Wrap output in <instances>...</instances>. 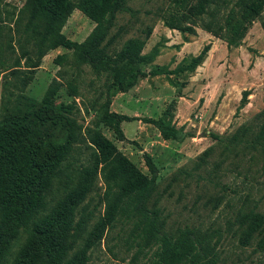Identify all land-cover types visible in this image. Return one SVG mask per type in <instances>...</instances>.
<instances>
[{
	"label": "trees",
	"instance_id": "trees-1",
	"mask_svg": "<svg viewBox=\"0 0 264 264\" xmlns=\"http://www.w3.org/2000/svg\"><path fill=\"white\" fill-rule=\"evenodd\" d=\"M182 1L185 12L179 19L190 25L163 19L164 24L194 34L200 26L227 47L238 46L254 20L264 10V0ZM25 29L30 32L31 51L39 66L48 51L64 47L71 51L74 84L53 78L41 99L18 93L4 95L0 111V264H88L93 248L120 218L133 219L130 232L132 260L140 255L145 264H219L214 245L206 234L193 228L166 230L156 202H149L157 186L158 168L148 153H143L149 174L133 163L102 131L112 129L118 140L126 139L121 124L139 119L111 110L112 98L133 88L144 75V64L153 62L159 45L143 53L153 27L142 36L125 40L116 47L117 14L127 8V0H25ZM74 9L94 22L82 41L62 32ZM209 44L197 55L183 57L170 73L194 71L207 56ZM57 58L55 60L57 61ZM31 60V58H29ZM87 66L99 89L83 113L76 98L82 97L79 81ZM159 70L151 72L157 74ZM30 74L29 78H32ZM90 85L94 83L91 79ZM65 87L74 97L70 103L58 101ZM249 89L241 93L237 112L248 102ZM83 101V100H82ZM174 102L158 118H147L164 139H178L179 129L171 122ZM92 114V115H91ZM85 115L90 116L85 122ZM258 133L251 141H264V108ZM250 126L242 124L225 137L212 135L226 144L243 142ZM136 142L135 140H130ZM246 141V140H244ZM205 149L200 158L209 154ZM264 154V147L262 148ZM102 182L97 187V182ZM99 189V191H97ZM60 195L54 201L53 191ZM95 194L98 199L94 203ZM103 207V215L96 213ZM245 236L262 235L258 247L264 250V213L250 210L243 215Z\"/></svg>",
	"mask_w": 264,
	"mask_h": 264
},
{
	"label": "rangeland",
	"instance_id": "rangeland-1",
	"mask_svg": "<svg viewBox=\"0 0 264 264\" xmlns=\"http://www.w3.org/2000/svg\"><path fill=\"white\" fill-rule=\"evenodd\" d=\"M24 1L0 0V111L3 97L8 93L23 92L41 99L51 80L59 79L64 71L65 77L60 79L63 82L71 79L74 84L71 51L61 46L48 51L40 58L39 66L29 70L27 65L36 61V57L31 51L30 32L25 29ZM183 5L182 1L175 0H127V8L117 14L112 30L118 31L116 47L128 38L142 36L145 28L152 26L143 53L159 45L154 60L157 58L160 64L153 60L143 66L144 75L135 85L143 101L130 97L119 99L113 105V111L140 114L141 122H122L126 136H137L140 142L118 140L108 127L102 126V131L147 174L143 153L151 155L158 176L149 207L156 202L166 230L187 227L206 234L214 245L219 264H264V250L257 244L262 235L253 233L247 238L242 217L250 210L264 213V141L259 139L251 144L261 124V119L255 115L264 108V10L252 22L241 44L228 48L223 39L215 37L199 23L193 26L194 34L185 33L187 41L179 30L167 27L164 18L181 26L190 25L179 19L178 15L186 11ZM93 26V21L74 9L62 32L79 42ZM179 41L190 42L185 56L176 52L180 49ZM206 44L210 46L207 56L194 71L169 72L183 57L197 55ZM153 69L159 70L158 73L153 74ZM100 86L101 80L85 66L79 81L82 97L76 98L81 103L82 113L84 103L90 106L89 101L95 99V89ZM244 89L250 91L248 102L237 112ZM149 94L153 100L146 98ZM57 95L60 102L74 100L65 87L60 88ZM172 101L175 102L171 122L179 129V138L164 139L159 129L146 119L147 116L160 117ZM89 119L90 116L85 115V122ZM242 124L250 126L246 141L226 144L212 136L225 137ZM138 125L148 127L143 136L139 134ZM208 147L211 150L203 161L200 155ZM101 184V180L98 181L97 187ZM58 195L54 190L50 197L55 201ZM92 196L95 203L98 197ZM103 212L101 207L92 223ZM132 227L133 219L126 218L116 220L110 229L106 226L88 264H145L147 259L143 255L132 260L135 251L134 246H130Z\"/></svg>",
	"mask_w": 264,
	"mask_h": 264
},
{
	"label": "crops",
	"instance_id": "crops-1",
	"mask_svg": "<svg viewBox=\"0 0 264 264\" xmlns=\"http://www.w3.org/2000/svg\"><path fill=\"white\" fill-rule=\"evenodd\" d=\"M179 44H180V49H179V51L178 50H176V52L177 53H180V54H182V56H185L184 54L186 53V50H187V46H188V44L190 43V42H183L182 43V41L180 42H178ZM179 59H181V58H179ZM158 59L156 58L155 60H154V63L155 64H160V63H158V61H157ZM139 88L138 87H133V88H131L130 90H128V91H126V92H120V93H117L114 97H113V99H112V102H111V109L113 110L114 109V107H113V105H114V103L117 101V100H125L126 98H133V99H135L137 102H140V101H143V99H142V95L139 93ZM147 99H149V100H153V97H151V95L149 94V96L148 97H146ZM152 98V99H151ZM115 111V110H114ZM116 112H118V111H116ZM121 113H123V114H126V113H124V112H121ZM126 115H128V114H126ZM128 116H135V117H139L140 116V114L138 113V112H135V113H133L132 115H128ZM147 118H155V117H153V116H147ZM134 121H136V122H141L142 120H141V118L139 117V119H135ZM124 122V121H123ZM144 124H147V122H145ZM146 127H141V125H138V129H139V134H140V136L142 135L143 136V134L145 133V131H147L148 130V127H147V125H145ZM121 127H122V124H121ZM122 130H123V132H124V129L122 128ZM124 135H125V137H126V139H128V140H135V141H138V138H137V136H136V138H129V137H127L126 136V134H125V132H124ZM138 142H140V141H138ZM152 143V142H151Z\"/></svg>",
	"mask_w": 264,
	"mask_h": 264
}]
</instances>
